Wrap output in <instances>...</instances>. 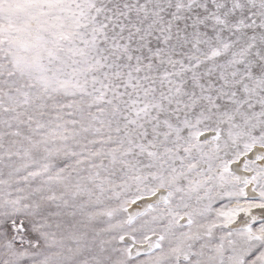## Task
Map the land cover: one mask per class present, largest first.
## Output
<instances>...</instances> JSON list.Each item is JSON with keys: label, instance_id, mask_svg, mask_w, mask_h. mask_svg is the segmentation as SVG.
<instances>
[{"label": "snow or ice", "instance_id": "6c2138e0", "mask_svg": "<svg viewBox=\"0 0 264 264\" xmlns=\"http://www.w3.org/2000/svg\"><path fill=\"white\" fill-rule=\"evenodd\" d=\"M0 264H264V0H0Z\"/></svg>", "mask_w": 264, "mask_h": 264}]
</instances>
